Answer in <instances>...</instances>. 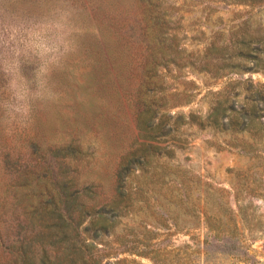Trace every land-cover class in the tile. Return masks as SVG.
Returning a JSON list of instances; mask_svg holds the SVG:
<instances>
[{
  "label": "rangeland",
  "instance_id": "obj_1",
  "mask_svg": "<svg viewBox=\"0 0 264 264\" xmlns=\"http://www.w3.org/2000/svg\"><path fill=\"white\" fill-rule=\"evenodd\" d=\"M92 4L100 6L91 9ZM212 8L217 12L211 24L221 15L224 26L237 24L247 11L217 2ZM136 9L134 0H0V264L10 259L6 248L12 242L33 234L26 227L35 195L50 188L52 179L90 189L88 207L115 196L119 165L142 142L139 78L133 72L137 51L118 34L121 13ZM178 14L190 26L201 17L184 8ZM259 15L264 23V12ZM183 42L188 50L198 47L188 38ZM183 73V79L166 73L168 93L156 92L154 110L173 117L172 131L153 142L160 150L147 156L146 171L133 165L126 178L128 214L109 239L120 253L111 261L151 264L120 247L135 244L140 251L147 242L164 264H264V151L244 154L231 142L252 143L250 134L175 124L180 114H205L213 93L230 82L251 78L264 84V73L216 81ZM207 217L217 237L228 235L239 248L220 253V241L206 250Z\"/></svg>",
  "mask_w": 264,
  "mask_h": 264
},
{
  "label": "trees",
  "instance_id": "obj_2",
  "mask_svg": "<svg viewBox=\"0 0 264 264\" xmlns=\"http://www.w3.org/2000/svg\"><path fill=\"white\" fill-rule=\"evenodd\" d=\"M215 2L243 7L247 11L238 15L241 20L237 24L224 26L221 15H216L211 24V17L217 12L212 8ZM175 3L176 0H134L137 9L121 13L118 34L137 51L133 57V72L139 78L135 94L138 98L137 127L142 142L120 163L115 175V196L99 208L88 207V202L94 199L90 189L80 190L69 181L52 179L50 188L39 190L35 195L36 207L26 227H30L33 234L6 248L10 254L7 264H142L125 258L111 261L120 253L114 252L117 249L109 239L114 236L119 219L128 214L122 190L133 165L139 171H146L147 156L160 150L153 142L171 134L173 117L167 113L158 116L154 110L159 101L156 92L168 93L169 85L164 86L165 74L173 71L175 79H183V72L188 70L216 81L264 73V23L259 15L264 12V0H181V7ZM77 6L88 7L83 2ZM99 6L92 4L89 8ZM180 8L199 11L198 24L196 21L193 26L184 25V15L178 14ZM186 38L198 47L188 50L181 46ZM160 68L166 72L160 73ZM187 93V90L182 91V94ZM213 95L205 114H180L175 124H190L199 130L234 136L250 134L252 143L243 139L238 142L235 138L231 142L244 154H253L259 149L264 151V84H255L251 78L235 80ZM162 97L168 98L164 94ZM184 99L187 103L189 96ZM238 210L241 220L246 221L242 209ZM204 225L211 232L206 250L210 243L220 241V253L230 255L239 248L228 235L221 240L214 234L217 228L210 218H205ZM16 227L24 228L18 222ZM140 245V251L135 244L128 248L127 243H122L120 247L128 255L147 257L151 264L165 263L158 259L157 251L147 242Z\"/></svg>",
  "mask_w": 264,
  "mask_h": 264
}]
</instances>
